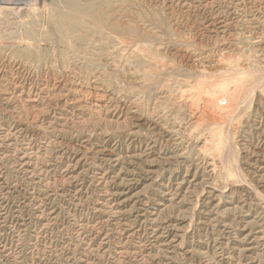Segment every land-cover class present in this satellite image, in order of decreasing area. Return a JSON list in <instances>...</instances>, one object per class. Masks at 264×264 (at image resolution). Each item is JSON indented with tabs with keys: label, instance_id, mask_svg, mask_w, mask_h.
Wrapping results in <instances>:
<instances>
[{
	"label": "rangeland",
	"instance_id": "obj_1",
	"mask_svg": "<svg viewBox=\"0 0 264 264\" xmlns=\"http://www.w3.org/2000/svg\"><path fill=\"white\" fill-rule=\"evenodd\" d=\"M14 1L0 264H264V0Z\"/></svg>",
	"mask_w": 264,
	"mask_h": 264
},
{
	"label": "bare ground",
	"instance_id": "obj_2",
	"mask_svg": "<svg viewBox=\"0 0 264 264\" xmlns=\"http://www.w3.org/2000/svg\"><path fill=\"white\" fill-rule=\"evenodd\" d=\"M22 1V0H21ZM178 1V0H177ZM13 2H15L14 0H13ZM30 2V0H28V3ZM50 2V1H49ZM2 3L3 4H5L4 6H0V14H4V12L5 11H15V8H13V7H10V6H7L8 4H10V2H8V0H2ZM28 3H26V4H28ZM38 3H40V2H38ZM17 4H21V3H16V5ZM25 4V5H26ZM32 4V3H31ZM43 6V5H42ZM27 7V6H26ZM29 7V6H28ZM31 7V6H30ZM33 7V6H32ZM34 8H35V6H34ZM20 9V8H19ZM21 11V10H20ZM20 11H17V12H20ZM237 11V10H236ZM16 12V11H15ZM34 12V11H33ZM43 14V13H42ZM40 15V14H39ZM41 16V15H40ZM229 19V18H228ZM219 22V21H218ZM215 24V23H214ZM213 29V28H212ZM14 30V29H13ZM83 34V33H82ZM4 38V37H3ZM35 38V37H34ZM92 39V38H91ZM34 41V40H33ZM100 41V40H99ZM4 42H5V40H4ZM24 43V42H23ZM27 44V43H26ZM25 44V45H26ZM38 44V43H37ZM126 45V44H125ZM113 48V47H112ZM116 48V47H115ZM114 49V48H113ZM25 51V50H24ZM110 51V50H109ZM18 69V68H17ZM15 70V69H14ZM250 70V69H249ZM253 70V69H252ZM245 71V70H244ZM145 72V71H144ZM239 74V73H238ZM243 74V73H242ZM239 76L240 77H234L235 78V82L237 81V84H240V83H242V82H244L246 79H245V77H243V76H245V75H240L239 74ZM242 76V77H241ZM142 77V76H141ZM246 78H248L249 79V76L247 77V75H246ZM251 78V77H250ZM68 80V79H67ZM207 81V80H206ZM208 82V81H207ZM200 83H202V82H200ZM211 83V82H210ZM262 83V82H261ZM226 82H224V83H219V84H213L212 86L214 87V92H212L211 94H212V97H213V95H219L218 94V89H219V87L220 86H226ZM22 85V84H21ZM200 85V84H199ZM201 86H203V85H201ZM210 86V85H209ZM237 86H239V85H234V87L232 88V90H229V92L230 93H227V95L225 96L226 97V99H227V103H229V106H226V107H228L225 111H226V113H230V111L232 110V107L233 106H235L236 104H238L239 102H234V98H233V96L235 95V93H237ZM206 87H207V85H206ZM260 88V87H259ZM206 89H208V88H206ZM212 89V88H211ZM264 89V88H263ZM203 90L204 91H206L204 88H203ZM209 90V89H208ZM262 90V89H261ZM197 91V90H196ZM200 92V91H199ZM52 93V92H51ZM203 93H205V92H203ZM206 93H207V91H206ZM263 93V92H262ZM208 95V94H207ZM206 95V96H207ZM60 96V95H59ZM208 97V96H207ZM210 98V99H213V98ZM206 98V97H205ZM105 99V98H104ZM29 100V99H28ZM36 100V99H35ZM206 100H208V99H206ZM208 102V101H207ZM79 104V103H78ZM97 104V103H96ZM106 105V104H105ZM58 106V105H57ZM120 106V105H119ZM74 109V108H73ZM43 111V110H42ZM223 112V111H222ZM232 113H233V111H231ZM35 114V113H34ZM225 114V113H224ZM234 114V113H233ZM230 116V115H229ZM15 117V116H14ZM227 117V116H226ZM64 122V121H63ZM33 123V122H32ZM258 127V126H257ZM262 130V129H261ZM45 136V135H44ZM50 143V142H49ZM262 147V146H261ZM36 149V148H35ZM50 153V152H49ZM45 159V158H44ZM36 162V161H35ZM111 162V161H110ZM116 164V163H115ZM68 178V177H67ZM61 180V179H60ZM66 181V180H65ZM63 183V182H62ZM162 189V188H161ZM174 196V195H173ZM37 197V196H36ZM41 198V197H40ZM2 200V199H1ZM0 200V201H1ZM173 202V201H172ZM102 209V208H101ZM65 213V212H64ZM112 216V215H111ZM100 218V217H99ZM46 227V226H45ZM225 227V226H224ZM153 228V227H152ZM214 229V228H213ZM261 231V230H260ZM264 232V231H263ZM100 233V232H99ZM39 234V233H38ZM155 234V233H154ZM165 236V235H164ZM210 238V237H209ZM255 238V237H254ZM257 239V238H256ZM155 241V240H154ZM163 242V241H162ZM228 243V242H227ZM230 243V242H229ZM263 243V242H262ZM234 244V243H233ZM252 244V243H251ZM261 244V243H260ZM122 245V244H121ZM208 245V244H207ZM8 246V245H7ZM230 246V245H229ZM236 246V245H235ZM263 246V245H262ZM165 248V247H164ZM246 248V247H245ZM166 250V249H165ZM227 254V253H226ZM220 255V254H219ZM228 255V254H227ZM166 256H168V255H166ZM10 257V256H9ZM234 259V258H233ZM161 262V261H160ZM215 262H217L216 260H215ZM211 263V262H210ZM160 264V263H159ZM208 264V263H207Z\"/></svg>",
	"mask_w": 264,
	"mask_h": 264
}]
</instances>
